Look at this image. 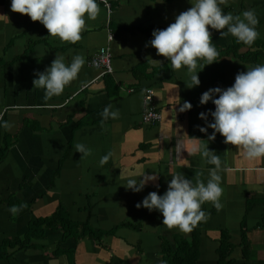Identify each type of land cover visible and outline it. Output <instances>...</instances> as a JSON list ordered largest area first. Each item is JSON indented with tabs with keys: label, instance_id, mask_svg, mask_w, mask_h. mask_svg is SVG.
<instances>
[{
	"label": "crops",
	"instance_id": "crops-1",
	"mask_svg": "<svg viewBox=\"0 0 264 264\" xmlns=\"http://www.w3.org/2000/svg\"><path fill=\"white\" fill-rule=\"evenodd\" d=\"M104 1L110 11L98 2V16L86 20L81 39L73 44L50 36L28 15L13 12L11 0H0V149L8 147L0 162V264H158L163 240L174 247L179 237L190 239L191 232L168 228L161 213L136 204L151 191L163 194L177 172L193 183L197 178L206 182L213 165L201 157L202 143L221 157L223 193L220 209L211 202L202 205L206 217L200 221L198 264H217L221 230L230 234L236 245L232 257L241 264L237 244L242 229L248 231L251 243L247 264H264V191L257 189L254 171L264 167V160L249 161L241 147L225 144L219 133L208 140L213 130L204 133L198 127L207 126L199 114L215 108L211 101L200 103L202 93L231 86L238 72L264 61L216 59L203 69L198 66L200 85L189 88L186 68L174 69L146 44L154 29L166 28L190 8V0ZM220 5L234 15L255 9L260 33L255 41L264 43V0H220ZM209 30L217 48L236 41ZM104 47L110 49L113 73L100 77L101 71L88 63ZM249 47L244 45L241 52ZM76 53L86 57L77 79L59 96L45 99L44 91L34 88L36 72L49 67L56 54L70 60ZM152 59L162 64L154 65ZM148 89L154 92L152 104L162 116L156 126L141 122ZM184 101L192 108L180 112ZM109 104L119 108L120 115L104 120L101 113ZM212 119L208 115V121ZM179 136L185 141L181 158L175 153ZM77 142L87 144L92 153L81 158L75 152ZM109 151L114 156L101 165L100 158ZM129 173H154L157 179L133 192L123 186ZM13 204H22V210L11 213ZM59 207L69 221L88 223L104 234L99 239L69 238L62 244L67 250L62 254L55 253L62 232L48 227L45 237L27 249L6 243L23 239L34 221L53 215Z\"/></svg>",
	"mask_w": 264,
	"mask_h": 264
},
{
	"label": "clouds",
	"instance_id": "clouds-1",
	"mask_svg": "<svg viewBox=\"0 0 264 264\" xmlns=\"http://www.w3.org/2000/svg\"><path fill=\"white\" fill-rule=\"evenodd\" d=\"M190 3L192 6L180 12L166 28L154 29L146 46L155 48L157 55L170 61L174 69L186 68L189 74V83L186 85L193 88L200 85L198 66L203 69L215 62L219 55L209 28L220 31V36L223 37L231 35L237 42L247 46H251L260 33L256 27L259 19L255 9H246L234 15L224 12L220 0H190ZM10 7L13 12L26 14L32 21H39L50 36L58 37L62 43L73 44L81 39L86 20L95 19L100 11L98 0H11ZM152 62L154 65L162 64L160 60L152 59ZM85 63L86 57L80 53L73 54L70 60L64 55L56 54L49 67L36 72L34 88L42 89L45 99L59 96L67 85L77 79ZM209 101L215 108L199 114L207 126H198L204 133L208 132V128L213 130L208 140H214L219 133L224 137L225 144L241 147L244 157L249 161L264 160V63L238 72L234 83L227 88L217 86L203 92L200 103L207 104ZM191 108V102L184 101L179 111L184 112ZM2 115L0 113V118ZM101 115L104 120L116 119L120 110L109 104ZM208 115H211L212 121H208ZM3 124L10 126L7 121H3ZM183 136L177 138V158H181L182 151L185 150ZM75 152H79L82 158L90 155L92 149L83 142H77ZM199 152L208 164L213 165L208 169L206 182L197 178L193 183L182 172H177L168 181V187L163 194L151 191L136 207L158 211L163 216V225L178 229L182 233L191 232L206 217L202 207L205 202H211L215 208L220 209L223 193L221 157L210 150L208 144L202 143ZM113 156L114 153L109 151L100 158L99 163L103 165ZM254 171L258 182L257 189L264 191L260 187L264 185V167H256ZM156 179L154 173L140 176L129 173L123 186L133 192H140L149 181ZM22 208V204H13L9 211L17 214ZM159 264H167V261L161 259Z\"/></svg>",
	"mask_w": 264,
	"mask_h": 264
},
{
	"label": "trees",
	"instance_id": "trees-1",
	"mask_svg": "<svg viewBox=\"0 0 264 264\" xmlns=\"http://www.w3.org/2000/svg\"><path fill=\"white\" fill-rule=\"evenodd\" d=\"M243 46L244 44L236 40L229 47L223 49L217 48L219 55L216 59L233 58L245 64H256L259 61H264V43L255 41L247 51L241 52ZM7 151V146L0 149V162L6 157ZM128 226L131 227L132 225ZM45 227L62 232V237L59 243H57L55 250L57 254L67 252V250L62 249V244L69 238L76 240L83 237L99 239L104 234L91 229L88 223L79 224L69 221L65 210L59 207L53 215L34 221L23 239H15L6 243L10 246L14 245L17 249H27L32 246L34 240H40L45 237ZM202 233V225L199 221L193 227L190 239L179 237L175 241L174 247L163 240L162 259L166 260L167 264H198ZM235 246L231 241L230 234L227 231L221 230L218 239L217 264H239L238 259L232 257ZM237 246L241 249V264H247L251 253V243L246 229H242L240 242ZM69 253L70 251L68 250Z\"/></svg>",
	"mask_w": 264,
	"mask_h": 264
},
{
	"label": "built area",
	"instance_id": "built-area-1",
	"mask_svg": "<svg viewBox=\"0 0 264 264\" xmlns=\"http://www.w3.org/2000/svg\"><path fill=\"white\" fill-rule=\"evenodd\" d=\"M98 2H101L107 8V10L110 11V5L108 2L104 0H98ZM112 38V33H110L109 39L111 40ZM88 65L100 70V77L112 74V55L110 49L108 47L101 48L92 56ZM153 94L154 92L151 89L146 90L143 101L144 112L141 122L146 126H156L162 119L161 113L152 104Z\"/></svg>",
	"mask_w": 264,
	"mask_h": 264
}]
</instances>
